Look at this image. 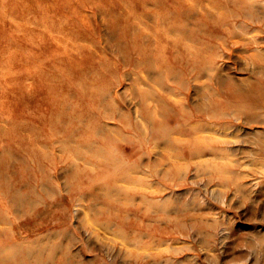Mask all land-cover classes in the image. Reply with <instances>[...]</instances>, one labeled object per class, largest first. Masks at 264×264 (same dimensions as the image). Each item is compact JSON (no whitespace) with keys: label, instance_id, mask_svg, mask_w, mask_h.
<instances>
[{"label":"rangeland","instance_id":"374dc122","mask_svg":"<svg viewBox=\"0 0 264 264\" xmlns=\"http://www.w3.org/2000/svg\"><path fill=\"white\" fill-rule=\"evenodd\" d=\"M224 1L0 0V264H264V110L212 119L223 184L141 113L264 82V0Z\"/></svg>","mask_w":264,"mask_h":264},{"label":"bare ground","instance_id":"6f19581e","mask_svg":"<svg viewBox=\"0 0 264 264\" xmlns=\"http://www.w3.org/2000/svg\"><path fill=\"white\" fill-rule=\"evenodd\" d=\"M222 5H232V8L234 7L236 10V16L241 15V13H245V15L254 14L253 3L249 1L225 0ZM206 19L209 20V25L212 27H219L220 24L218 23V20L222 21V17H218V15L214 16L211 13H207ZM223 19H226L225 15H223ZM230 32L233 33L232 31ZM238 42H240V44H246V42H243L242 40H237L236 43ZM256 54L257 53H254L252 56L254 57ZM258 56H260V54H258ZM197 71L198 72L195 74L197 78L204 76L205 74H210V76L214 75L213 72L210 73L208 69H204V67H198ZM214 76L217 77L216 75ZM178 80H176L178 87H183V83ZM258 82H248L244 87H238L230 80L226 81L223 85L221 79L218 78L212 91L208 90V92H206L207 94L205 93L204 101L197 104L191 112L192 120H195V117L199 118L193 123L188 120L189 113L187 114L182 111V101H177L179 112L171 114L162 100L164 97L160 98V100L157 99L161 113H158V115H152L148 106L145 105V102L141 99V113H143L144 118L150 126L148 135L151 138L166 143L169 147L172 145L180 146L183 154H186L187 157L191 159L193 157H200L207 154L209 158L202 161V163L208 165L209 177L216 178L219 183L223 184L228 178H230L227 174H230L231 172L233 173V167L235 164L231 161V163L228 164L226 161V159L231 160L223 146L228 140L213 135L216 131L225 129L227 125L221 124L217 126L215 125L217 122L214 120L218 119L224 112H227L226 114L234 119H239L244 115L248 117L249 121L256 119L259 114H256V112L260 109L264 110V87L260 85V83L262 84L264 82ZM168 92L171 93V89H169ZM139 94L140 96L148 97L152 96L153 93L144 91ZM219 96L220 98H218ZM220 109L222 110V113H220ZM127 125H131L135 130L140 128L136 121H130ZM89 131L93 133L92 135H95L93 130ZM173 133H176L179 136H175ZM180 135L183 137H180ZM259 150V154L264 156V142L260 143ZM96 154H101V149L94 148L91 155ZM142 156L143 154H140L138 158ZM218 159L220 161H217ZM231 177H234V175ZM111 188L112 187H109V189ZM114 189L115 188H112V190Z\"/></svg>","mask_w":264,"mask_h":264}]
</instances>
